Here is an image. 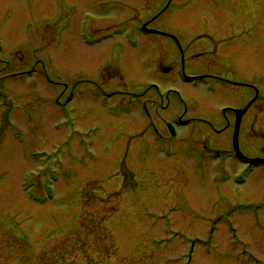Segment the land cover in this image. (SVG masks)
I'll return each instance as SVG.
<instances>
[{"label": "rangeland", "instance_id": "1", "mask_svg": "<svg viewBox=\"0 0 264 264\" xmlns=\"http://www.w3.org/2000/svg\"><path fill=\"white\" fill-rule=\"evenodd\" d=\"M155 9L163 27L187 14L230 34L264 125V0H0V264H264V173L239 182L205 152L226 148L207 124L229 96L162 78L150 49L98 50L124 43L99 33ZM152 80L181 87L201 138L193 122L170 143L148 133ZM167 97L159 118L183 112Z\"/></svg>", "mask_w": 264, "mask_h": 264}, {"label": "flooded vegetation", "instance_id": "2", "mask_svg": "<svg viewBox=\"0 0 264 264\" xmlns=\"http://www.w3.org/2000/svg\"><path fill=\"white\" fill-rule=\"evenodd\" d=\"M158 14H154L150 19V24L147 25L148 28H157L161 32L148 31L147 33H137L136 29L127 30V34H114L112 30L110 33L104 35V38L100 42L109 41V44L113 43L116 37H121L124 43H114L108 49H101L99 51L107 50H119L124 45L130 47L132 44L131 39L136 37L138 45L131 48L140 47L144 51L150 49V52L156 57L158 63L157 68L152 71H156L161 74L164 79H174L184 86H188L192 91L197 89L201 84L206 86L207 91L214 90L215 86L219 93H224L229 96L231 106L226 108L225 104H222L213 110L210 119L208 120L207 126L211 130V134L215 136V140L218 143H225V149H207L206 152L209 155L214 153L227 154L226 158L229 157L234 166L242 165L236 159L235 150L233 147L234 131L236 130V139L240 152L246 157H260L264 158V133L257 134V140L247 138L250 137L248 128L254 129L255 126L261 125L260 115L262 109L259 108L261 100L255 96L254 100L251 102L249 107L237 116L235 108L243 107L253 96V94H247L250 89L249 85L244 83L247 76V67L241 62L240 47L233 48V50L228 49L226 45L230 43V34H224L225 37L219 39L213 33H219L221 28L211 30L206 25L205 22L196 15H192L188 18L185 14V18H178L168 20L165 19L166 27L158 25L156 23V18ZM192 21V22H191ZM185 23V24H184ZM189 24H195L196 29L187 28ZM164 25V26H165ZM160 26V27H159ZM173 26L175 28L173 29ZM234 27V26H233ZM231 27V28H233ZM231 28H228L230 30ZM234 30L232 29L230 33ZM221 32H227L225 29ZM128 37V38H127ZM82 42V35L79 36ZM130 38V39H129ZM118 39V38H117ZM120 39V41H121ZM127 41L130 43L127 44ZM98 42V41H97ZM99 42V43H100ZM97 44V43H96ZM106 45V46H107ZM169 53V54H168ZM236 56L237 58L233 61L230 66L224 65L222 62L229 59L230 57ZM89 60H93L92 57ZM90 70H96L95 63L90 64ZM187 76L189 78L180 80V77ZM197 79V83L193 84V79ZM153 88L155 94L157 95L155 99H152L151 106L153 108V114L146 110L145 102L142 104L144 110L146 111V118L149 120L147 125L148 131L151 132L155 138L164 139L166 141L171 140L170 133L167 128L168 122L184 121L187 120V127L193 122V127L191 128V133L195 137L201 138L202 132H195V119L191 115H186L188 110L187 101L182 98L181 87L176 86L165 91L159 82L152 80L150 85L146 86V89ZM174 93V94H173ZM174 96L175 101H180V104L184 105L183 112L176 116H171L170 118H159L156 114L157 109L161 107L164 103V108L170 107L169 100L167 96ZM258 95V94H257ZM158 99V101L156 100ZM258 99V100H257ZM195 103V101H189ZM225 111V112H224ZM188 128V129H189ZM194 128V131H193ZM217 133V135L215 134ZM195 133V134H194ZM198 134V135H197ZM200 139H197L196 143H199ZM247 143V146L259 152V155L252 156L250 153L245 152L240 146V143ZM227 160V166L230 168V161ZM225 165V163L223 164ZM261 169L263 171H261ZM256 175L258 173H264V164L254 167ZM264 179V174L262 175ZM264 208V204H263ZM251 231V226H250ZM257 259V258H256ZM258 260V259H257Z\"/></svg>", "mask_w": 264, "mask_h": 264}, {"label": "bare ground", "instance_id": "3", "mask_svg": "<svg viewBox=\"0 0 264 264\" xmlns=\"http://www.w3.org/2000/svg\"><path fill=\"white\" fill-rule=\"evenodd\" d=\"M137 45H138V44H137ZM137 45H136V46H137Z\"/></svg>", "mask_w": 264, "mask_h": 264}]
</instances>
